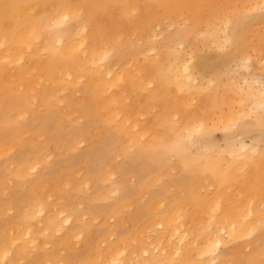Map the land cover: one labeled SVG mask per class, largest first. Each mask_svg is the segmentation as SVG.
<instances>
[{
    "label": "bare ground",
    "instance_id": "1",
    "mask_svg": "<svg viewBox=\"0 0 264 264\" xmlns=\"http://www.w3.org/2000/svg\"><path fill=\"white\" fill-rule=\"evenodd\" d=\"M261 6L264 0H0V115L3 123H18L14 137L31 130L34 108L61 104L59 115L78 122L93 111L101 125L117 135L112 148L117 159L93 140L89 146L95 148L85 151L100 160L104 153L102 180L131 174L142 156L163 163L152 179L141 171L136 188L128 189L127 180L117 185V180L109 185L110 194L100 188L91 191L96 185L93 175L58 173V161L49 158L50 147L24 156L26 141L38 137L33 132L23 141L24 152L17 161L24 157L12 170L24 184L17 190L10 175L2 178L3 191L13 198L20 192L21 199L1 210L10 213L17 206L19 221L2 222L7 226L0 230V264H241L230 248L223 255L215 251L233 243V251L239 252L244 245L240 240L264 225V174L256 182L245 179L249 168L264 164V140H246L244 131H234L241 119L257 123L247 116L264 119V77L229 70L236 59L249 70L251 56L245 48L263 49L262 43L259 47L258 42L245 41L247 35L238 34L235 27V21L248 20ZM180 21L190 23L189 43L176 32L173 40L142 45L161 36L158 26L166 23L171 29ZM234 37L230 55L209 56V50ZM217 59L226 67L225 80L217 67L211 68ZM255 61L261 70L264 59ZM11 95L16 108H1V98ZM87 128L82 126L83 133ZM213 130L225 131L223 143L210 136L199 142L200 135ZM77 142L86 146L83 136L68 145L75 150ZM120 157L121 162L113 161ZM198 164L208 167L191 178L189 167ZM40 165L46 167L45 174L36 171ZM56 174L61 176L53 182ZM165 178L170 180L164 182ZM191 179L188 184L198 195L185 193L190 186L184 184ZM151 180L158 184L155 189ZM167 186L172 191H166ZM202 189L208 191L204 194ZM26 193L33 194L31 202ZM162 194L170 200L166 207ZM96 199L109 202L93 204ZM246 243L252 246L253 240ZM255 248L261 250L254 254L247 249L254 255L251 264H263L264 246Z\"/></svg>",
    "mask_w": 264,
    "mask_h": 264
},
{
    "label": "rangeland",
    "instance_id": "2",
    "mask_svg": "<svg viewBox=\"0 0 264 264\" xmlns=\"http://www.w3.org/2000/svg\"><path fill=\"white\" fill-rule=\"evenodd\" d=\"M262 7V6H261ZM257 8L256 10H254V12H252L251 13V17L248 19V20H246L245 21V19H243L242 20V22H237V21H235V27H236V30H237V33L238 34H240V32H243L245 35H247L246 36V39H245V41H249V42H251V43H253V44H255V42H258V44H259V47H260V45H261V43L263 44V49L262 48H258V46L256 47V49L254 50V51H252L253 50V47H250V48H245V52L246 53H249V55L251 56L250 57V59H251V62H250V65H251V68L249 69V70H244V68H242V62L241 61H239V59H236L235 60V62H233L232 64H231V69L229 70V71H232V73H236V74H242V75H246V74H248V72H251L252 74H253V76H255V77H261V76H263L264 77V67L261 69V70H259V69H257V67H256V61L255 60H258V59H264V57H262V56H264V23H262V22H264V6L262 7V8ZM255 19H257V20H255ZM232 21H233V18H232ZM250 22V24L253 26V28H252V26H250V27H248V23ZM181 21L179 22V23H177V25H175V26H171V29H170V27L169 26H167L166 25V23L165 24H163V25H161V26H158L157 27V32L159 33V35H161L160 37L158 36V38H155V39H153V40H147L146 42H143L142 43V45H147V44H149V43H154V44H159L160 42H163L164 40H167V39H169V40H173L172 39V35L173 34H175L176 32L179 34V36H180V39H183L186 43H189V41H190V35H189V33L186 31V29H187V27L189 26V22H182L181 24ZM184 23V24H183ZM238 24V25H237ZM257 24H259V26H258V28H257ZM260 24H261V27H260ZM254 26H256V27H254ZM263 26V27H262ZM164 27V28H163ZM166 27V28H165ZM169 27V28H168ZM175 27V28H174ZM162 28V29H161ZM249 28L251 29V30H249ZM256 28H257V31H258V33L257 34H255L254 32H257V31H255L256 30ZM253 29V30H252ZM165 30V31H164ZM167 31V32H166ZM249 32H250V36L251 37H253V38H251L250 40H249ZM165 33V34H164ZM251 33H253V34H251ZM255 34V35H254ZM254 35V36H253ZM256 37V38H255ZM236 39H235V37H234V39H232L231 40V42H229V43H227V42H225L221 47H219V48H213V49H211V50H209L210 52H208V54H209V56H212V57H215V56H218V55H220V54H225V55H230L229 54V52L232 50V48L236 45ZM195 44H198L199 42L198 41H195L194 42ZM226 45V46H225ZM206 49L207 48H203V50L204 51H206ZM249 50V51H248ZM203 51V52H204ZM217 51V52H216ZM258 51H263L262 53L261 52H258ZM253 52V53H252ZM257 52V53H256ZM258 54H259V56H258ZM253 55V56H252ZM261 55V56H260ZM255 57V58H254ZM261 57V58H260ZM216 59V58H215ZM241 60V59H240ZM218 61V62H217ZM241 63V64H240ZM252 63V64H251ZM238 64V65H237ZM219 65V66H218ZM221 62H219V60L217 59V60H213V63L211 64V68H213V67H217L220 71H221V73H223V80H225V68L226 67H224L223 65V67L221 66ZM220 67V68H219ZM210 68V69H211ZM222 68V69H221ZM216 69V68H215ZM235 69L237 70V71H235ZM259 70V71H258ZM198 71V70H197ZM243 71H244V73H243ZM240 72V73H239ZM246 72V73H245ZM208 73H210L211 74V72H208ZM223 86V85H222ZM51 87H53V86H51ZM212 87H214V85H211V88ZM215 89H216V87H214ZM214 89H212V90H209V92L210 93H214ZM230 93V92H229ZM78 95H79V93H78ZM12 96V98H10ZM11 96H7V97H2L1 99H2V104H1V108H3L4 107V105H7V104H10L11 105V107L13 108V109H15L16 108V104L14 103L16 100L14 99L15 98V96H13V95H11ZM4 100H6V101H4ZM49 105H47V104H45V106H39V107H37V108H34L33 110H34V116H31V117H34V119H33V121H32V124L30 125V126H28V127H30L31 128V130H28L27 129V131H25L22 135H24V136H22V135H20V136H18V138L17 137H14L15 136V134H14V132L18 129L16 126L18 125V123H15V122H8L7 124L6 123H3V122H1V118H2V116L0 115V158H1V160H0V230H3L7 225H2V222L4 223V222H7L8 221V224H11V223H16L17 221H19V210H18V207L16 206L15 208H14V210L12 209V211H10V213L7 211V212H5V213H3L1 210H3L6 206H8V205H11L10 203L12 202V205H13V207L16 205V203L18 204V200L19 199H21V196H20V192H17V191H15V197L13 198L12 196L13 195H11V196H8L7 194L8 193H10V192H6L7 190H4L3 191V189H4V182H5V179H2V178H5V175L6 174H8V175H10V177H12L13 179H12V181L11 182H13V180H15L13 183H14V185L15 184H17V190H18V185L21 187V185L22 184H24V183H22L23 182V177H18V175H15L14 174V171H12L13 169L15 170L16 169V167L18 166V164H19V162L21 161V159L24 157V156H31L32 154H34V153H36V152H38V151H41L42 153H44V152H46V150H48V148L50 147L51 149H49V150H51V151H53V152H50V154L52 155H50V161L51 160H53V159H55L56 160V162H57V164H56V168H57V170H58V173H60V174H64V173H70L69 171H73V170H75L76 172H79L80 174H83V173H87L88 172V174H91V175H93V188H92V190L91 191H93V190H95V188H100L101 190H102V192L103 191H105V192H107L108 191V187H109V185L111 186L112 184L111 183H113V182H115V181H117V180H119V183L117 184V185H121L120 183L122 182V181H126V182H128V186H127V188L128 189H132L133 187L134 188H136V187H138L139 186V182H138V180H139V178L140 179H142V176H140L141 175V173H142V175H143V177H147L148 175V177L150 178V179H152V178H154L153 176L157 173L158 175H159V173L156 171L157 169H159V168H161V167H163V163H161V162H159V160L158 159H155V157H153V156H142V157H140V160H139V163L137 164V169H136V171H131V174L133 175L134 173L135 174H137L138 175V177H137V175H136V177H133L132 176V178H131V174H130V172L128 173V174H126V175H122L121 177H120V175L121 174H119L118 176H117V178H112V177H110L109 178V176H108V178L110 179H108V180H106V181H104L105 179H101L100 178V176H99V172H100V170L103 168V166L105 167V164L106 163H104L103 161H105V160H107L106 158H105V156H104V153L102 154V156H101V160L100 159H98L97 158V156L95 155V154H91V155H88L87 153L90 151V150H92V148H95V147H93V145H91V146H89V142H92V140L95 142V144H96V147L97 146H99V145H102V146H104L105 147V151H107L109 154H110V158L111 159H117V157H119V156H117L116 155V152L113 154V149H114V146H115V143L117 142V135L116 134H114V131L113 130H111L109 127H107L106 125H101V123H100V120H99V117L98 116H94V114H93V111L90 113V114H86V116H85V118H80V119H77V121L78 120H80V121H78V122H76V120L73 122L72 120H69V119H67V118H65V117H63V116H61V115H59L58 114V110H59V108L62 106L61 104H59L58 105V108L57 107H48ZM55 109V110H54ZM90 110H92V108H91V105H90V108H89ZM36 110V111H35ZM264 114V112L262 113V115ZM91 115H93V116H91ZM261 115V114H260ZM261 115V116H262ZM30 117V118H31ZM262 117H264V115L262 116ZM29 118V119H30ZM59 120H58V119ZM97 118V119H96ZM247 118H248V120L249 121H253V119H256L257 120V123H252V125H250V124H245L243 121H242V119H241V121L240 122H238V123H236V124H238V125H236L235 124V126H234V131H238L237 133H241V135L243 134V131L245 132V134H243L242 136L246 139V140H250V139H253V138H258L259 137V139H261V140H264V128H260V126L262 127V125L264 124V119L262 118V119H259L258 117H255V116H253V115H250V116H247ZM258 118V119H257ZM28 119V120H29ZM84 119V120H83ZM61 123H60V122ZM248 121V122H249ZM67 122V123H66ZM81 122H83V123H81ZM242 122V123H241ZM3 123V124H2ZM43 123H46V124H43ZM241 123V124H240ZM70 124H71V126H70ZM85 125V127L87 126L88 128H87V133H83V131L84 130H82L81 128H82V126H84ZM2 125V126H1ZM65 125H66V127H65ZM260 125V126H259ZM241 126H242V128H243V130H242V128H241ZM255 126L258 128H255ZM81 127V128H80ZM105 127V128H104ZM64 128V129H63ZM70 128V129H69ZM239 130H238V129ZM241 128V129H240ZM247 128V129H246ZM253 128H255V129H253ZM260 128V129H259ZM76 129V130H75ZM93 130V132H91L90 133V131H92ZM14 131V132H13ZM40 131V132H39ZM75 131V132H74ZM100 131V132H99ZM113 131V132H112ZM239 131H241V132H239ZM13 132V133H12ZM33 132H35V133H37L38 132V137L37 136H35L34 138H31V141H26V140H28V137H31L32 136V133ZM98 132H99V134H98ZM259 132H261V133H259ZM12 133V134H11ZM43 134V135H41V134ZM55 133V134H54ZM74 135H73V134ZM95 133H97V134H95ZM100 133H102L101 135L102 136H100ZM213 133V134H212ZM236 133V132H235ZM27 134V135H26ZM31 134V135H30ZM46 134V135H45ZM89 134V135H88ZM212 134V135H211ZM225 131H222V130H213L212 132H209L207 135H200L201 137H200V139H199V142H201L200 140H207V139H210L211 138V140L212 141H214V140H216V138H217V140L215 141V142H217V143H223L224 142V140L226 139L225 137ZM250 134V135H249ZM221 135H222V137H221ZM45 136V137H44ZM81 136H83V138H84V140H85V142H84V144H83V146L84 145H86V146H84V148L85 147H88L87 149H84L82 146H81V143H79V142H77V144L76 145H78V147L79 148H77V149H73L72 147V149L70 148V145H68V143L69 142H71L72 141V139H79V138H81ZM89 136H91V137H89ZM209 136H210V138H209ZM214 136V137H213ZM14 137V138H13ZM37 137V138H36ZM98 137H100L99 138V140H98ZM219 139V140H218ZM62 140V141H61ZM87 140H88V142H87ZM23 141H26L27 142V150H26V152H25V154H24V156L20 159V160H18L17 161V158L24 152V147H22V145H24L25 144V142H23ZM87 142V143H86ZM101 142V143H100ZM106 142V143H105ZM108 142V143H107ZM9 143H10V145H9ZM49 143H51V144H49ZM79 143V144H78ZM99 144V145H98ZM8 145V146H7ZM52 145V146H51ZM80 145V146H79ZM107 146V147H106ZM112 146V147H111ZM7 147H9L8 148V151L6 150V148ZM5 148V149H4ZM16 148V149H15ZM69 148V149H68ZM82 148H83V150H82ZM111 148V149H110ZM113 148V149H112ZM3 149V150H2ZM54 149V150H53ZM88 149H90V150H88ZM12 150V151H11ZM65 150H67V152H65ZM82 150V151H81ZM10 151H11V153H10ZM83 151H84V153H83ZM85 151H88L87 153H85ZM147 151H149V150H147ZM3 152V153H2ZM78 152V153H77ZM10 153V154H9ZM83 154V156H81L82 154ZM60 154H62V155H60ZM68 154H70V155H68ZM74 154V155H73ZM57 155H60V157H58ZM56 156V157H55ZM65 156V157H64ZM75 156V157H74ZM79 156H81V158H80V160H79ZM85 156H90V158H92V159H90L91 161H88L89 159H87ZM67 157V159H65ZM82 157H84V158H82ZM147 157V158H146ZM48 158V157H47ZM47 158H46V160H47ZM60 158V159H59ZM72 158V160L70 161V159ZM3 159V160H2ZM84 159V160H83ZM121 159V160H120ZM120 159H118V160H113V161H115V162H121L122 160H123V157H120ZM143 159V160H142ZM77 160V161H76ZM147 162H146V161ZM9 161V162H8ZM80 161V162H79ZM96 161V162H95ZM88 162V163H87ZM100 164H99V163ZM70 163V164H69ZM84 163V164H83ZM94 163V164H93ZM93 165V166H92ZM153 166V167H150V166ZM259 165H261V166H259ZM263 165V166H262ZM7 166V167H6ZM10 166H12V167H10ZM75 166V167H74ZM87 166H88V168H90V169H88L87 168ZM97 166H99L98 168H97ZM139 166L142 168H139ZM184 166H187V165H183V166H181V168L182 167H184ZM201 166V167H200ZM79 167V168H78ZM92 167H93V169H92ZM96 167V168H95ZM208 166H204V164H202V165H200V164H198L196 167H189V168H191V170H192V177L191 178H195L196 176L198 177L199 176V174L201 173V171L203 170V168H207ZM43 168H46L45 166H39L38 167V169L36 170V171H39V170H41V172H39V173H43V174H45V171L43 170ZM64 168H67V170L66 171H64ZM145 169V171H144V169ZM78 169H80V170H77ZM96 169H98L97 171H96ZM141 169V170H140ZM153 169V172L152 173H150V171ZM139 170H140V172H139ZM197 170V171H196ZM35 171V172H36ZM90 171V172H89ZM142 171V172H141ZM92 172V173H91ZM145 172V173H144ZM162 172V171H161ZM249 172L250 173H248L247 172V175L245 174V179H246V181L249 183V182H256L257 181V177L258 176H260V175H263L264 174V164H260V163H258L256 166H255V168H252V169H250L249 168ZM254 172V173H253ZM258 172V173H257ZM150 173V174H149ZM163 173V172H162ZM175 172H173V174H174ZM197 173H199V174H197ZM251 173H253V174H251ZM33 175H31L30 177H34V173H32ZM135 174H134V176H135ZM196 174V175H195ZM129 175V176H128ZM44 176V175H43ZM61 175H59V174H56V176L54 175L53 177H52V181L53 182H55L57 179H58V177H60ZM124 176V177H123ZM195 176V177H194ZM248 176V177H247ZM91 177V176H90ZM120 177V178H119ZM127 177V178H126ZM129 177V178H128ZM137 180H136V179ZM158 178V177H157ZM156 178V179H157ZM244 178H242V179H244ZM131 179V180H130ZM146 179L147 178H144L143 180H142V183H143V186H146V184H145V181H146ZM155 179V180H156ZM253 179V180H252ZM136 180V181H135ZM155 180L154 181H152L151 180V183H153V184H156L155 183ZM170 180V178H165L164 179V182L165 181H169ZM193 180L194 179H191V180H189V181H187L185 184H184V186H190V184L192 185V182H193ZM109 181V182H108ZM258 181H260V179L258 180ZM107 182V183H106ZM157 182V181H156ZM161 182V181H160ZM160 182H158V183H160ZM190 182V184H188ZM109 183V184H108ZM3 184V185H2ZM108 184V185H107ZM187 184V185H186ZM106 185H107V187H106ZM158 184H156V185H154V186H151V187H154V189L156 188L155 186H157ZM25 187H26V185H24ZM133 186V187H132ZM3 187V188H2ZM25 187H23V189H25ZM132 187V188H131ZM150 187V188H151ZM143 188H149V187H142L141 189L143 190ZM169 187L167 186L166 188H165V190L166 191H172V188L170 189H168ZM188 188V190L185 192V193H187L188 195H190V191H191V194L192 195H198V194H196V193H192V188H191V186H190V188L189 187H187ZM158 189V188H157ZM3 191V192H2ZM90 191V192H91ZM204 191V192H203ZM206 191H208V190H206ZM206 191H205V189L203 190L202 189V192L205 194L206 193ZM109 192V194H110V191H108ZM17 193V194H16ZM185 193H182V195L184 194V196L186 195L187 197H189L187 194H185ZM1 194H3V195H1ZM74 193H70V195H69V198L71 199V197L73 198V195ZM117 194V193H116ZM115 194V195H116ZM26 196H29L28 198H29V201L31 202L32 200H33V194L32 193H26L25 194ZM24 195V197H26ZM73 195V196H72ZM114 195V194H113ZM173 196V195H172ZM11 199H10V198ZM161 197L164 199H162L163 200V202H161L162 204H164L163 206L164 207H166L165 205H166V203H167V200H169V197L168 196H165L164 194H162L161 195ZM10 199V200H9ZM18 199V200H17ZM24 199V198H23ZM5 200V201H4ZM12 200V201H11ZM17 200V201H16ZM15 201V202H14ZM102 201H103V203H108L109 201H106V200H103V199H96V200H92L91 202H93V204L94 203H96V204H98V203H102ZM165 201V202H164ZM170 201V200H169ZM140 203H143V201H142V199H141V201H140ZM163 207V208H164ZM15 211V212H14ZM17 212V213H16ZM8 213V214H7ZM15 214V215H14ZM4 215H5V217H4ZM6 215H7V217H6ZM18 217V218H17ZM8 218V219H7ZM5 220V221H4ZM262 227H258V229H256L254 232H253V236L252 237H247V238H245V239H241L240 241H242L241 242V244L243 245V243H244V245L243 246H241V249L239 250V252L238 251H233L234 249H235V246H234V244L233 243H229L228 244V246L229 247H227V245L226 246H224V247H221V248H219L218 250H216L215 251V253H217V254H221V255H223V254H225V253H227V252H229V251H231L230 252V254H235L234 256L236 257V258H238V259H241V264H247L248 262V264H251L253 261H255L254 260V255H253V253L255 254V253H257L259 250H261V249H256L255 248V246H256V244L257 245H262V246H264V234H262V233H264L261 229H263L264 228V225L262 224L261 225ZM257 237H261V241H260V239H257ZM255 238L257 239V240H259L258 242L255 240ZM249 239H252L253 240V244H252V246L251 245H248L246 242L249 240ZM244 241V242H243ZM263 241V242H262ZM256 242V244H254ZM247 246H246V245ZM233 246V247H232ZM247 247V249L249 250V251H254L253 253H251V252H249L247 249H246V247ZM226 247V248H225ZM244 247H245V249L247 250H245L244 251ZM252 247V248H251ZM231 249V250H228V249ZM226 249V250H225ZM223 250V251H222ZM258 250V251H257ZM242 252H245V253H243V255L245 256V257H243L242 256ZM223 253V254H222ZM248 253V254H247ZM247 254V255H246ZM246 256H247V258H246ZM226 257H228V256H226ZM247 260H248V262H247ZM247 262V263H246ZM72 264H73V262H72ZM264 264V263H263Z\"/></svg>",
    "mask_w": 264,
    "mask_h": 264
}]
</instances>
